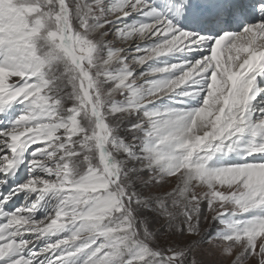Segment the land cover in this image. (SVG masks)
<instances>
[{
    "label": "snow or ice",
    "instance_id": "snow-or-ice-1",
    "mask_svg": "<svg viewBox=\"0 0 264 264\" xmlns=\"http://www.w3.org/2000/svg\"><path fill=\"white\" fill-rule=\"evenodd\" d=\"M0 264H264V0H0Z\"/></svg>",
    "mask_w": 264,
    "mask_h": 264
},
{
    "label": "rangeland",
    "instance_id": "rangeland-1",
    "mask_svg": "<svg viewBox=\"0 0 264 264\" xmlns=\"http://www.w3.org/2000/svg\"><path fill=\"white\" fill-rule=\"evenodd\" d=\"M140 19L141 18L139 16H136L133 19L131 18L128 22H130V23H132V22H138ZM130 43H132V44H135V43L143 44L144 42L143 41H132ZM122 46L127 47L128 45H122ZM129 51L134 54V51L135 50L133 48V49H130ZM166 59H182V57L181 56H176L174 58H171L170 57V58H166ZM146 68H148V67H146ZM146 70L147 69H137L138 72L139 71H146ZM141 83H142V81H141ZM172 104H173V101L168 100V101H165L162 104H158L157 106H159V107H167V106L172 105ZM19 110H22V107L18 109L17 114L19 113ZM129 119H133V118L130 117ZM127 124H128V121H125L124 124L121 126V133H122V135L127 132ZM224 160H225V162H227L229 160H239V157L233 155L232 157H225ZM27 177H28V174L25 177H23V173H22V174H20V176L18 178V181L19 182H23ZM21 199H23V198H21ZM17 205H18V203H17ZM42 210L43 209H41V211ZM202 211H204V213L207 214L206 213V208H203ZM43 214H46V212L43 213ZM156 228L158 229V226H156ZM205 229H206L207 232L211 233L213 237L216 235V231L218 230L214 225H205Z\"/></svg>",
    "mask_w": 264,
    "mask_h": 264
},
{
    "label": "bare ground",
    "instance_id": "bare-ground-1",
    "mask_svg": "<svg viewBox=\"0 0 264 264\" xmlns=\"http://www.w3.org/2000/svg\"><path fill=\"white\" fill-rule=\"evenodd\" d=\"M134 17H136L135 14L133 15L132 19H133ZM146 67H148V65H145L143 69H147ZM165 101H168V99L165 98L162 102H159L158 104H162V103H164Z\"/></svg>",
    "mask_w": 264,
    "mask_h": 264
}]
</instances>
